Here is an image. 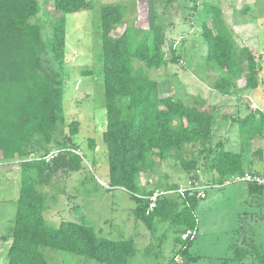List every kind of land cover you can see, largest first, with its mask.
<instances>
[{"label": "trees", "instance_id": "trees-1", "mask_svg": "<svg viewBox=\"0 0 264 264\" xmlns=\"http://www.w3.org/2000/svg\"><path fill=\"white\" fill-rule=\"evenodd\" d=\"M205 5L209 16L202 23L207 42L206 60L223 70L215 89L224 95L235 93L244 78V64L245 86L257 89L262 82L259 57L247 46L239 50L233 31L216 3ZM91 7L90 0H55V8L62 15L54 22L52 35L44 37L42 26L32 22L41 12L40 0H0V162L23 160L15 227L12 235H6L11 241L8 264H48L42 247L76 253L102 264H129V259L137 253L133 239L102 236L88 223L63 220L58 226L53 225L44 213L48 209L47 195L39 189L53 176L69 175L84 166L85 155L75 139L79 133L76 120L70 123L69 132L60 141L58 154L50 160L45 155L52 151L48 146L54 140L58 123L65 121L67 14ZM125 15L126 8L121 3H106L101 7L100 61L107 117L103 141L108 153L109 189H125L137 203L135 217L150 229L157 222L177 227L176 242L181 245L174 255L176 259L197 230L196 210L202 198L160 196L157 207L147 214L149 199L134 193L150 196L156 189L140 181L142 173L155 170L154 156L165 159L172 150L188 144H211L215 116L204 101L189 105L171 95L160 96L158 80L135 61L140 60L149 68L177 63L180 58L175 43L172 42L167 53L166 33L160 24L154 25L152 37L145 31L134 44L130 41V25L120 36L112 35L113 26L123 23ZM258 114L255 110L233 120L242 129L251 125L244 131L252 137L264 131V115L258 117ZM90 143L94 148V140ZM38 151L43 152L41 158L32 156ZM209 153L212 154L209 169L216 177L213 182L222 183L247 171L244 150H228L219 142L218 151L211 149ZM182 164L190 172L199 165L195 158L183 159ZM193 177L201 180L197 174ZM248 185L251 195L263 192L264 184ZM176 186L177 183L167 187ZM241 222L245 228V221ZM188 231L191 233L183 239L182 234ZM245 243L246 234L242 244ZM241 248H237L240 260L245 257L241 256Z\"/></svg>", "mask_w": 264, "mask_h": 264}, {"label": "rangeland", "instance_id": "rangeland-1", "mask_svg": "<svg viewBox=\"0 0 264 264\" xmlns=\"http://www.w3.org/2000/svg\"><path fill=\"white\" fill-rule=\"evenodd\" d=\"M90 1L91 9L67 14L65 121L58 123L54 140L48 146L52 151L60 150V141L69 132L70 123L79 121L75 139L85 155L84 166L81 171L69 175H55L50 182L39 186L48 198L45 217L55 226L63 220H74L92 225L100 235L111 239H133L137 253L129 259V264H255V261L264 264V189L262 193L251 195L246 182L210 188L207 201H200L196 210L195 238L189 241L184 252H180L183 259L180 260L174 259L181 245L176 242L177 227L168 222H157L155 228L150 229L135 217L137 203L125 189L108 188L109 162L103 141L106 98L100 61L101 7L106 3H121L126 8L125 20L113 26L112 35L120 36L130 25V41L134 44L145 31L152 37L154 25L160 24L166 33L165 51L168 53L172 42L175 43L180 58L177 63L149 68L142 61H135L138 66L144 65L146 72L158 80L160 96L171 95L189 105L204 101L205 107L215 116L211 144H188L172 150L165 159L154 156L155 170L140 176L141 183H146L148 188L167 187L196 174L205 183L213 182L216 177L209 169L212 156L209 150L218 151L219 142L228 150H244L247 171L264 175V171H253L250 164L264 160V131L251 137L244 131L251 125L242 129L233 120L255 110L259 111L258 117L264 115V0ZM206 2H214L222 9L239 50L247 46L259 57L262 82L257 89L245 86V64L244 78L239 81L235 93L224 95L215 89L223 70L206 60L207 42L202 34V23L209 17ZM40 3L41 12L32 22L39 23L47 37L52 35L53 24L62 13L55 8V0H40ZM150 42L152 45L151 38ZM91 140H94V148ZM42 154L38 151L32 156L38 158ZM193 158L199 165L196 171L190 172L183 167L182 160ZM18 167L0 166V264H8L11 241L6 235H12L15 227L21 183ZM253 167H264V161ZM252 212L257 220L250 226ZM241 220L245 221L246 228L242 227ZM245 234L246 243L242 244ZM238 246L242 247L241 256L245 255L242 260L238 259ZM41 249L48 264H102L64 250Z\"/></svg>", "mask_w": 264, "mask_h": 264}, {"label": "built area", "instance_id": "built-area-1", "mask_svg": "<svg viewBox=\"0 0 264 264\" xmlns=\"http://www.w3.org/2000/svg\"><path fill=\"white\" fill-rule=\"evenodd\" d=\"M60 150H53L47 155H45V158L47 160L53 159L59 152ZM41 158V157H39ZM23 160H14V161H5V162H0V166L3 165H15L20 168L21 162ZM239 182H256L259 184H264V175H260L258 173H253L250 171H246L244 175L241 174H235L230 177H228L224 182L219 183V182H211V183H205L193 176H189L185 180H181L177 182L176 187L172 188H156L153 192L152 195L146 196L142 195L139 193H134L136 196L141 197V198H148V206H147V214H150L156 207H157V201L160 196H182L183 198H186L187 196H197L198 198L204 199L207 196V192L210 188H223L227 185H231L234 183H239ZM110 186L108 185V188ZM191 232L188 231L187 233L182 234V238L185 239L188 237V235ZM195 234L192 233V236ZM182 260L181 258H179Z\"/></svg>", "mask_w": 264, "mask_h": 264}, {"label": "crops", "instance_id": "crops-1", "mask_svg": "<svg viewBox=\"0 0 264 264\" xmlns=\"http://www.w3.org/2000/svg\"><path fill=\"white\" fill-rule=\"evenodd\" d=\"M264 160H257V161H255V162H251L250 164H251V168L252 169H254L253 171H256V172H259V173H263V171H264V167H258V168H255V167H253L254 166V164H257V163H262ZM246 170H247V168H246ZM11 176V175H10ZM224 188V187H223ZM208 198V195L204 198V199H202L201 200V202H205V201H207L206 199ZM199 206V205H198ZM253 213V212H252ZM251 213V214H252ZM195 235V234H194ZM195 238V237H194ZM193 238V239H194ZM10 241V240H9ZM179 258H181L182 259V257H181V254L180 253H178L177 255H176V259H179ZM183 260V259H182Z\"/></svg>", "mask_w": 264, "mask_h": 264}, {"label": "water", "instance_id": "water-1", "mask_svg": "<svg viewBox=\"0 0 264 264\" xmlns=\"http://www.w3.org/2000/svg\"><path fill=\"white\" fill-rule=\"evenodd\" d=\"M256 220H257V217L254 215L253 217H252V220L248 223L249 225H252V224H254L255 222H256ZM248 225V226H249ZM250 235V234H249Z\"/></svg>", "mask_w": 264, "mask_h": 264}, {"label": "flooded vegetation", "instance_id": "flooded-vegetation-1", "mask_svg": "<svg viewBox=\"0 0 264 264\" xmlns=\"http://www.w3.org/2000/svg\"><path fill=\"white\" fill-rule=\"evenodd\" d=\"M252 217H253V213L252 214H250ZM251 226V225H250ZM249 227V226H248ZM246 228V227H245ZM249 230H251V228L249 227Z\"/></svg>", "mask_w": 264, "mask_h": 264}]
</instances>
